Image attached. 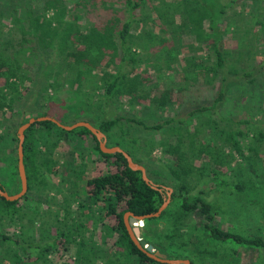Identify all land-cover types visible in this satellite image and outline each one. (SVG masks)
<instances>
[{
    "label": "trees",
    "instance_id": "trees-1",
    "mask_svg": "<svg viewBox=\"0 0 264 264\" xmlns=\"http://www.w3.org/2000/svg\"><path fill=\"white\" fill-rule=\"evenodd\" d=\"M19 1L20 7L17 8L1 0L0 18L2 15L9 16L11 25L0 21V39L3 36L0 40V114H5L7 108L10 111V121H2L1 126L5 131L0 132V141L3 142L9 135L18 144V126L30 116L48 115L49 101L57 91L62 87L72 88L76 85L73 91L82 95L80 106L90 103L94 107L97 115L91 116L95 119L91 122L106 134L107 144L122 146L136 162L145 166L147 175L153 181L161 185H172V195L177 197L181 213L197 212L201 218L202 231L209 239L264 249V237L243 234L214 222L211 203L200 195L203 189L190 199L189 189L177 169H172L178 181L175 182L153 171L149 163L143 157H138L126 144V141H134L139 143V147L143 146V143L137 141L132 129L155 131L177 127V131L171 132L176 136L175 144H168L165 148L161 145L162 155L175 153L179 156L177 168L188 173L192 167H184L182 155L187 152L196 155L195 151L199 149L196 148L197 137L193 136L194 131L187 132L190 129L187 120L207 110H211L219 121H223V125L214 121L210 126L220 135L229 128L228 132L234 130V136L250 138L251 141L263 140L264 133L260 124L264 121L263 102L255 101L257 104L249 106V118L223 116L219 111L232 82H242L247 87V93L250 92L249 95L259 91L257 83L264 73V1L261 5L253 2V9L258 12L254 19V31L259 33V40H262L259 58L252 52L256 48L252 30L242 24L243 9L237 13L232 12L233 1L230 0H149L148 5V0H121L122 7L116 6L114 1L104 0L107 15L110 11L113 14L109 18L98 19L104 22L102 26H97L94 23L96 20L85 17L87 0H68L74 4L71 8L67 7L65 0L59 4L58 0H44V3L36 0L39 1L38 9L32 7L30 0ZM52 7L54 10L50 14ZM168 13L178 14V20L173 17V21H166L164 16ZM175 29L180 31L181 41L174 35ZM234 33L238 35L235 45L231 46L227 38H231ZM186 34L192 37L188 42L184 39ZM142 64L145 66L141 67ZM149 64L152 68L148 70ZM139 69L150 73L152 71L147 81L148 88L145 87ZM200 84H206L207 89L213 90L209 103L204 101L207 100L205 96L197 98L190 95L185 100H172L173 88L178 89L175 91L181 97L189 85L198 90ZM124 97H127L130 108H134L135 104L140 105L136 112L125 107H122L125 112L116 111L123 105ZM149 111L154 114L153 120L145 116ZM166 111L168 114H164ZM59 119L73 123L78 120V115ZM241 124L244 126L240 127ZM69 131L80 137L90 135L95 142L94 149L110 165L104 172L87 177L83 192L71 193L79 200L77 206L80 215L93 216L94 228L98 226L102 231L103 241L109 240L110 255L103 251L99 259L87 258L82 252L84 247H88L90 255L96 258L97 242L92 238L93 232L90 229H87L89 235L85 237L84 221H74L76 216L71 215L69 207H65V213L57 219L59 225H52L57 236L51 235L44 239L41 254L33 255L29 250L32 245L40 246V243L32 244L30 240V237H34L30 230L35 231L36 226L24 229V223L21 222L22 212L31 201L35 205L29 208H32L36 219L40 218L36 205L43 201L50 203L46 195L52 190L53 183L44 175L45 172L57 173V159L53 150ZM229 139H233V145L240 151V140L231 134L226 138ZM37 142H49V150L42 149ZM17 144L11 150L16 151ZM181 145L185 149L182 150ZM78 151L77 146L69 150V160L74 159ZM10 153L5 149L0 150V157L12 162H9L11 169L7 171L9 184L5 186L0 181V187L14 193L20 189V178L17 154L11 156ZM23 162L27 177L24 195L14 200L0 195V214L14 215L20 224L18 233L0 231V264L6 261L8 264H31V257L33 262L52 263L55 255L62 257L63 250L68 249L72 242H75V254L61 264H101L100 260L105 261L102 264H170L140 249L130 238L124 223L126 211L135 214L155 211L164 199V189L160 191L148 185L142 179L140 170L128 166L121 152L101 151L97 138L87 127L77 126L66 130L49 119L34 121L24 130ZM68 163L71 169L75 166L72 161ZM81 171V165H78L69 174L67 179L70 184L76 185L82 179ZM217 183L225 184L226 180L218 179L211 186ZM236 186L241 188L242 185L237 183ZM57 190L61 192L62 188ZM68 200L69 196L62 198L63 203ZM93 206L97 208V213L93 211ZM159 216L146 217L144 225ZM28 222L31 224L34 220L28 219ZM177 228L175 226L167 235L171 237ZM37 229L40 237L45 235L38 226ZM26 231L28 234L25 236ZM47 232L46 236L50 234L48 229ZM159 248L166 252L167 257H184L176 250Z\"/></svg>",
    "mask_w": 264,
    "mask_h": 264
},
{
    "label": "rangeland",
    "instance_id": "rangeland-1",
    "mask_svg": "<svg viewBox=\"0 0 264 264\" xmlns=\"http://www.w3.org/2000/svg\"><path fill=\"white\" fill-rule=\"evenodd\" d=\"M2 1H4L5 4L11 3L17 8L20 7L19 0ZM30 1L32 3V7L37 9L40 7L38 6L39 1L44 3V0ZM58 1V4L62 2V0ZM69 1L65 0L67 7L71 8L74 4ZM110 1H114L116 6L120 7L121 5V0ZM171 1L176 2L177 0ZM230 1H233L231 7L232 12L237 13L239 10L243 9L241 11L243 15L242 24L252 30L254 44L256 45V48H253L252 52L259 58L262 45L260 41L262 40H259V33L254 31V19L258 12L253 9V6H255L253 2H259L261 5L264 0ZM2 4L3 2L1 3L0 0V9ZM87 4L88 8L86 9L87 11L85 12V17L87 19L96 20L94 23L97 26H102L104 24V22L99 21L98 19L109 18L110 15L113 14L110 11V14L108 13L107 15L106 12H108V10L105 11L106 7L104 0H87ZM148 4H150L149 0L147 1V5ZM122 6L123 5H121V7ZM53 10L54 9L52 7L49 13L51 14ZM1 17L0 21L11 25V23H9V16L6 17L2 15ZM173 17L177 21L179 16L176 13H168L164 16L165 20L168 22L173 21ZM141 29L144 30L145 28L141 27ZM174 35L178 37L179 41H181V33L179 30L175 29ZM236 35L238 34L234 33L231 38H227V42L231 46L235 45ZM2 37L3 36H1V39ZM191 38L192 37L188 34H186V36L184 35V39L187 42L191 40ZM144 66L145 64H142L141 67ZM182 66H184V64H182ZM147 68L148 70L151 69V64H149ZM139 70V73L145 81V87H147V81L152 75V71L150 70V73L149 71L146 72L142 69ZM261 76L262 77L259 78L257 83L259 91L252 95L248 94L250 92L247 93V87L245 86V88L242 82H232L230 84V88L227 89L228 95L220 108L219 114L223 116L230 115L234 118H249L250 116L248 115L247 110L249 106L251 104H257L255 101L264 103V73ZM74 87H76V85L72 88L62 87L57 91L53 99L49 101L48 115L57 118L59 121L62 120L59 118L66 119L74 115H78V120L94 121L95 119L91 117L92 115H97L93 109L94 107H91L90 103H87L84 107L83 104L80 106L82 103V95L79 96L74 93ZM199 87L200 88L197 90V88L189 85L184 90V95L181 94V97L180 94L175 91L178 89L173 88L171 92L172 100L174 102L180 101V98L181 100H185L190 95L197 98L205 96L207 100L204 101L209 103L213 96V90L207 89L206 84H200ZM25 91L26 89L23 90V92ZM255 95H258V97ZM122 101L123 105L118 107L116 110L120 113L125 112L123 109L124 107L125 109H129L133 112H136L140 107V105L135 104L134 108H130L129 103L127 102V97H124ZM142 101L144 100L142 99ZM245 103L247 104L246 106ZM96 111L99 113L100 110L97 109ZM9 113L10 111L7 108L5 114H0V132L5 131L4 127L1 126L2 121L3 123L8 120L10 121V117L8 116ZM164 114H168V112L166 111ZM145 116L152 117V120L154 119V114L150 111ZM214 121L223 125V121H219L217 116L211 110L197 113V116L187 120L188 125H190V129L187 130V132L194 131L193 136L197 137L195 139L197 142L196 148L199 149V151H195L198 155L191 154V152H187L185 155H182V162L185 163L184 167H186V169L192 167L188 173H185L181 170V168H177V158H179V156L177 157L175 153L171 154L168 152L162 155L161 145L165 148L168 144H175L176 136L171 134V132L177 131V127L163 128L155 131L145 130L142 128L132 129L134 136L137 137V141L143 143V146L139 147V143L134 141H126V144L127 147L130 148V150L138 157H143L149 163L153 171L156 170L158 173L165 175V177L174 180L175 182L178 181L175 178L172 169H177L180 177L189 189L190 199H192L195 195L200 194V190L203 189V192L200 195L211 203L214 214V222L218 223L221 227L239 231L247 235H259L264 237V138L260 142L257 140L251 141L250 138L246 139L241 136H234V130L228 132L227 129L229 128H226L225 133L220 135L215 128L210 129V126L215 123ZM61 122L65 123L63 121ZM261 122L262 123H259L261 124L262 131L264 133V121L262 120ZM243 126L244 124L240 125V127ZM184 128H186V126ZM256 128L257 126L255 129ZM230 134L233 138L240 140V151L235 145H233V139L226 140ZM6 137L8 139L5 138L3 142L0 141V150L5 149L6 151L11 152V156H14L17 154V148L16 151L11 149L17 143L15 140L10 139L9 135ZM37 145L46 151L49 150V142H46L45 144L37 142ZM94 145L95 142L90 135L80 137L77 133L69 131L63 135L59 146L53 150L55 158L57 159V173L48 174L45 172L44 175L45 178L53 183L52 190H50L46 195L47 198H50V203L43 201L39 205H36V209L40 214V218L37 219L36 217H33L32 208H29V206L33 207V205H35L33 204V201L28 203L29 205L25 208L26 212H22L23 215L21 222L24 223V229L33 228V225L36 226L35 231L30 230V232H33L34 234V237H30V240H32V244L40 243V246L35 247L32 245L29 247V250L33 253V255L34 253L41 254L45 241L44 239H48L51 235L57 236L55 227L52 225H59L57 219L63 216L65 213V207H69L71 215L76 216L74 221L79 219L84 221L86 238L89 235V233H87V229H90L93 232L92 238L96 239L97 243L95 246L98 247V256H95L96 258H94L90 255L88 247H84L82 252L87 256V258L90 257L92 259H99L103 251H107L110 255V249L108 248L109 240L108 242L102 240V231L98 226H95L94 228L93 216L80 215V210L77 206L79 200L76 196L71 194L74 191L83 192L84 189H86L85 182L87 177L100 174L110 168V165H108L106 161L103 160L102 156L94 149ZM74 146H77L79 151L75 155L74 159L69 160V150H72ZM181 149L183 150L185 147L181 145ZM150 150L151 152H149ZM80 156H82V159ZM190 160L193 161V163H191ZM69 161H72V165H75L72 169L71 166H69ZM9 162L11 161L5 159V157H0V181L3 182L5 186H8L9 184V177L7 176V171L11 169ZM78 165H81L82 168V179L76 182V185H72L67 178L70 176L69 174H72V172L78 167ZM63 173L65 175L64 177H62ZM151 174L154 175V172ZM218 179H224L226 180V183H217L214 186H211V184L216 182ZM237 183L242 185L241 188L236 186ZM165 186H171L173 191L172 185ZM10 188H12V186H10ZM61 188L62 191L59 192L57 189ZM164 194H166L165 190ZM51 195L52 197H50ZM64 196H69V200L65 203L62 201ZM92 208L95 213L98 212L95 206ZM164 209L166 210L163 215L159 216V214L158 218H152L147 225H144L143 221L140 226V236L146 239L148 243H152L153 246H155V249L161 251L159 247H162L167 250H176L184 257L186 256L191 259L194 264H264V249L262 248L248 247L245 245L239 246L234 243H222L218 240L209 239L202 231L200 215L197 212L182 214L178 205V199L176 196L172 195V192ZM0 215V231L3 230L8 234H12L13 231L15 233L19 232L18 229L20 224L16 216L8 214ZM28 219L34 220V222L31 223L32 225L28 222ZM67 221H70V218H67ZM37 226L41 229V231H44L45 235L41 237L38 235ZM175 226H178V228L174 230L171 237L168 236L167 234ZM47 229L50 233L48 236H46L48 233ZM26 234H28V231L25 232V236ZM36 235L39 237H35ZM161 252L166 254L165 251ZM63 253L64 255H62V257H57V255H55V260L48 264H61L62 261L71 259L75 254V242H72L68 249L63 250ZM32 259L33 257L29 259L31 264H44L41 261L33 262ZM104 262V260H100L101 264ZM4 264H8V261Z\"/></svg>",
    "mask_w": 264,
    "mask_h": 264
},
{
    "label": "water",
    "instance_id": "water-1",
    "mask_svg": "<svg viewBox=\"0 0 264 264\" xmlns=\"http://www.w3.org/2000/svg\"><path fill=\"white\" fill-rule=\"evenodd\" d=\"M49 119L55 122L57 125L65 128L66 130L73 129L77 126H85L87 127L97 138L99 148L101 151L106 153H116L121 152L128 164V166L134 170H140L142 179L151 187L162 191L163 189L166 191V194L163 195L164 199L159 207L153 211L146 214H135L131 211H126L124 213V223L127 228V231L130 235V238L133 242L144 252H146L149 256L170 264H194L189 258H170L164 252H161L154 248L152 243H148L146 239L140 236V226L141 221L146 217L158 216L160 212L166 207L170 194L172 192L171 186L161 185L155 181H153L146 172V168L143 164L136 162L132 156L123 149L120 145H108L106 142V134L96 125H94L91 121L88 120H77L70 124H65L59 121L57 118L50 115H39V116H30L26 121L21 123L17 128V136H18V144H17V168L18 174L20 178V189L14 193H9L7 190L0 187V195L5 197L8 200H14L20 198L24 195L27 190V177L25 173V167L23 162V140H24V130L34 121L36 120H44Z\"/></svg>",
    "mask_w": 264,
    "mask_h": 264
},
{
    "label": "built area",
    "instance_id": "built-area-1",
    "mask_svg": "<svg viewBox=\"0 0 264 264\" xmlns=\"http://www.w3.org/2000/svg\"><path fill=\"white\" fill-rule=\"evenodd\" d=\"M141 224H142V221H141Z\"/></svg>",
    "mask_w": 264,
    "mask_h": 264
}]
</instances>
